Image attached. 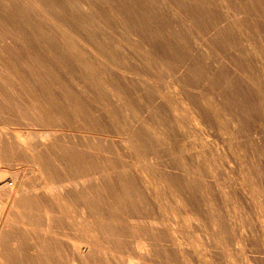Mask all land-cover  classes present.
Wrapping results in <instances>:
<instances>
[{"label":"rangeland","instance_id":"rangeland-1","mask_svg":"<svg viewBox=\"0 0 264 264\" xmlns=\"http://www.w3.org/2000/svg\"><path fill=\"white\" fill-rule=\"evenodd\" d=\"M43 1L61 35L34 11L26 8L22 18L0 0V77L16 84V76L21 89L0 80V102L11 110L0 104V185L39 184L32 156L42 158L40 148L21 152L2 128L39 129L26 96L55 132L51 156L67 154L78 175L108 194L111 176L121 181L125 198L115 210L125 226L109 244L113 257L94 255L86 264H128L127 257L136 264H264V0ZM90 43L108 63L99 87L67 67L76 56L94 65L82 46ZM27 62L60 69L50 67L46 87L34 86L19 69ZM27 201L38 233L17 224L24 216L2 226L3 264H27V244L44 239L48 224L38 216L51 207L33 195ZM3 208L0 224L10 212ZM72 210L79 219L81 210ZM76 221L72 229L51 226L79 235L89 225L96 239L87 221ZM147 230L148 255L138 242Z\"/></svg>","mask_w":264,"mask_h":264},{"label":"bare ground","instance_id":"bare-ground-1","mask_svg":"<svg viewBox=\"0 0 264 264\" xmlns=\"http://www.w3.org/2000/svg\"><path fill=\"white\" fill-rule=\"evenodd\" d=\"M8 1L9 0H3L4 4L7 5L8 8L17 10L21 14L22 18L25 16L24 13L26 8L30 9V11H34V13L44 17L50 27L60 34L56 24L57 22L55 21L56 18L50 9L47 8L55 19L47 10H45L46 5L43 0H21L25 7L20 8L16 7L17 0H12V5L8 4ZM177 14L178 13L175 15ZM179 17L181 18L180 15ZM55 35L57 36V34ZM116 40L118 41V39ZM82 46L90 50L94 55V65L86 63L75 55L79 61L74 66L67 67L79 73L86 74L89 77L93 76L94 79L90 78V80H92L95 87H99V85L104 81L103 76L98 78L99 73L101 74L103 69L105 70L108 63L101 59L102 57L94 50L91 43ZM60 54H62V52ZM50 67L55 68V70L60 69L58 65L53 63L51 66H44L43 64L37 62H35V64L30 62L24 63L19 66V69L26 77H28L29 81L34 86L41 84L46 87L48 82L51 81L50 74L52 70ZM0 72H5V68L2 63H0ZM12 79L16 82V84L10 81L8 82L0 77L2 82L9 83L8 85L6 83L9 90L13 92L21 91L20 86L16 81L17 77L12 76ZM1 95L4 96L2 92H0V96ZM21 98L23 99V102L27 103L28 108L33 110L34 115L38 114L40 116L39 118L42 122L39 129L22 132L11 130L6 125H3L2 128L12 134V136L8 137V133H5V137L7 136L9 143L21 152L34 153L35 148H40L42 158H40V156L38 158L32 156V166L39 174V184L38 186H32V189H28L26 186L21 185L14 188H9L7 184L0 185V209L3 207L10 208V212L6 213V215H1L2 224H0V231L2 226H11L13 221L17 222V217L21 219L24 216L20 223H18V221L17 224L23 225L27 234H32V236L37 235L38 232L33 229L30 224V217H34L31 209L32 205L27 201L28 197L33 195L44 205L51 207V210L50 214L45 210L38 216L39 218H45L48 227L45 229L43 228L42 230L44 239L38 240L35 238L27 244V249L25 250V256L28 261L27 264H59V255L63 256L65 260L64 264H86V259L93 257L94 255H102L103 257L112 259L113 251L111 250L109 244L119 237L118 234L114 232H117L119 229L121 230V228L125 226V224H123V218L116 212L119 207V210L121 209L123 204L121 197L125 198L124 195H122L120 179L114 175L111 176V183L113 184V187L111 190L112 192L108 194V190L105 186L92 184L89 182V176H85V174L78 175L75 172L77 164L73 163L67 154H64L62 151H56V154L51 156L54 148L51 143H53L52 140L55 139V132L44 124L43 119H41V114L35 110L36 108L40 111L42 109L36 106L34 102L28 100L26 96H21ZM0 104L4 105L2 107H5L4 111L6 113L11 112L5 100L4 102H0ZM63 105L68 109L69 105L66 102H64ZM34 140L38 141L37 145L33 143ZM47 174L52 176L53 181L49 180ZM107 194L108 196H106ZM4 199H6L7 202H4ZM123 202H126V205L130 207V203L126 199ZM73 207L81 210L79 219L76 218L75 214H73ZM76 220L81 223L87 221L85 223L90 224L94 228L97 236L96 239L89 236V225H87L84 232L79 235L60 233L51 226V223L58 221L59 223H62L72 229L75 226L79 227ZM99 240L101 242H98ZM48 241L49 243L46 244ZM138 242L144 254L148 255L151 252V230H147L145 237L143 239H139ZM1 252L2 250L0 246V253ZM134 258L135 257H127L126 259L128 264H136L133 260ZM0 264L3 263L0 261Z\"/></svg>","mask_w":264,"mask_h":264}]
</instances>
